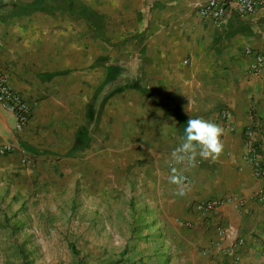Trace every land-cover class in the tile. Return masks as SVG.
<instances>
[{
  "label": "crops",
  "instance_id": "obj_1",
  "mask_svg": "<svg viewBox=\"0 0 264 264\" xmlns=\"http://www.w3.org/2000/svg\"><path fill=\"white\" fill-rule=\"evenodd\" d=\"M202 1L0 0V66L33 108L24 152L0 156V174L35 197L77 186L84 204L134 187L156 264H243L264 240L262 182L245 159V129L264 118V69L246 52L264 51V7L219 30ZM190 116L218 124L223 149L177 163ZM13 122L0 109L3 134ZM172 167L189 180L172 183ZM221 196L248 211L197 214Z\"/></svg>",
  "mask_w": 264,
  "mask_h": 264
},
{
  "label": "rangeland",
  "instance_id": "obj_2",
  "mask_svg": "<svg viewBox=\"0 0 264 264\" xmlns=\"http://www.w3.org/2000/svg\"><path fill=\"white\" fill-rule=\"evenodd\" d=\"M255 125L264 135V118ZM12 182L0 174V264H156L164 254L134 187L116 203L84 204L77 186L35 197ZM243 264H264V240Z\"/></svg>",
  "mask_w": 264,
  "mask_h": 264
},
{
  "label": "built area",
  "instance_id": "obj_3",
  "mask_svg": "<svg viewBox=\"0 0 264 264\" xmlns=\"http://www.w3.org/2000/svg\"><path fill=\"white\" fill-rule=\"evenodd\" d=\"M263 7L264 0H203L199 6V12L202 16L212 19L219 30H223L229 17L244 20L258 13ZM246 52L254 56L252 68L255 71L263 70L264 51H255L248 47ZM0 109L14 118L7 134L1 132L0 125V156L24 152L23 132L32 118L33 108L25 95L12 86L8 72L1 66ZM245 143V159L252 167L255 176L262 182V187L253 198L264 202V141L257 132L255 124L245 129ZM183 176L186 177L185 182H187L188 176ZM225 203L233 204L234 208L241 213L249 209L248 199L245 197L221 196L197 201L195 210L199 216L206 218Z\"/></svg>",
  "mask_w": 264,
  "mask_h": 264
},
{
  "label": "clouds",
  "instance_id": "obj_4",
  "mask_svg": "<svg viewBox=\"0 0 264 264\" xmlns=\"http://www.w3.org/2000/svg\"><path fill=\"white\" fill-rule=\"evenodd\" d=\"M223 129L216 123L199 116H190L183 128V143L176 148L172 155L177 163L186 159L194 161L199 147V155L204 158L212 157L221 153L223 143L221 134ZM173 173L169 179L172 183L182 185L186 177L179 174L176 167L171 168ZM179 195H185L183 188Z\"/></svg>",
  "mask_w": 264,
  "mask_h": 264
}]
</instances>
